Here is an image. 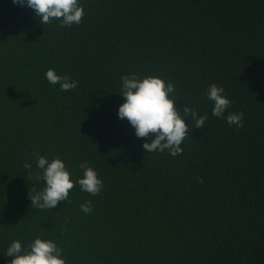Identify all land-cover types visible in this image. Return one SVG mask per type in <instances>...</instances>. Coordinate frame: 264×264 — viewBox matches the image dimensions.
I'll list each match as a JSON object with an SVG mask.
<instances>
[{
	"label": "trees",
	"instance_id": "1",
	"mask_svg": "<svg viewBox=\"0 0 264 264\" xmlns=\"http://www.w3.org/2000/svg\"><path fill=\"white\" fill-rule=\"evenodd\" d=\"M79 3L82 22L61 27L0 0V264L14 240L37 237L65 264H264V0ZM48 69L77 87L61 91ZM131 73L173 83L189 126L182 154L146 153L150 138L118 118ZM211 84L232 101L225 116L243 113L239 131L212 115ZM34 153L60 158L74 183L86 161L101 192L75 184L70 202L31 206L44 187Z\"/></svg>",
	"mask_w": 264,
	"mask_h": 264
},
{
	"label": "clouds",
	"instance_id": "2",
	"mask_svg": "<svg viewBox=\"0 0 264 264\" xmlns=\"http://www.w3.org/2000/svg\"><path fill=\"white\" fill-rule=\"evenodd\" d=\"M14 5L27 6L34 10L39 22L43 25L51 24L54 20L60 21L61 27L79 25L84 16L83 6L79 0H12ZM47 81L52 85H59L61 91H70L77 87V82L68 75H58L54 69L45 72ZM121 95L124 98L118 108V118L127 119L134 128L137 138H150V142L143 143L146 153L165 150L175 157L182 154L181 144L189 135V126L181 118L175 106L174 98L169 94L175 92L173 83H165L161 78L146 76L139 78L131 73L121 76ZM203 95L213 102L212 115L225 120L229 127L235 125L239 131L243 125L242 112H225L232 106V101L224 95L223 87L211 84ZM185 116H191L194 128H203L207 115L198 116L196 111L187 103L182 109ZM35 165L39 170L35 174L36 181H43L44 187L37 191L32 189L28 198L31 206L41 210L54 208L60 201H69V192L78 184L81 191L92 196L98 195L103 182L98 178L97 172L82 162L79 168L83 172L81 178L75 183L65 163L58 157L49 161L45 156L34 153ZM25 169H31L32 164L25 162ZM202 183V179L199 180ZM81 211L90 214L93 210L91 201L81 204ZM63 250L52 240L35 238L25 248L19 240H14L7 248L6 257H11L9 264H65L62 256Z\"/></svg>",
	"mask_w": 264,
	"mask_h": 264
}]
</instances>
